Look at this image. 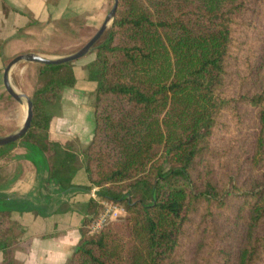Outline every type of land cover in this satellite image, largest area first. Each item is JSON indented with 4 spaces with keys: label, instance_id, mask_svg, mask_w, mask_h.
Wrapping results in <instances>:
<instances>
[{
    "label": "trees",
    "instance_id": "trees-1",
    "mask_svg": "<svg viewBox=\"0 0 264 264\" xmlns=\"http://www.w3.org/2000/svg\"><path fill=\"white\" fill-rule=\"evenodd\" d=\"M90 52L94 126L80 154L98 199L67 264H264V0H118ZM72 62L32 63L19 139L62 185L73 144L50 129ZM99 200L124 214L89 233ZM14 225L0 208L1 264H22Z\"/></svg>",
    "mask_w": 264,
    "mask_h": 264
},
{
    "label": "crops",
    "instance_id": "crops-1",
    "mask_svg": "<svg viewBox=\"0 0 264 264\" xmlns=\"http://www.w3.org/2000/svg\"><path fill=\"white\" fill-rule=\"evenodd\" d=\"M109 1L0 0V122L10 121L0 125V136L16 131L26 114L24 105L9 96L4 88L2 77L6 61L26 52L51 53L49 57L64 55L52 50L24 51V44L37 41L41 28L45 34H49L50 29L52 37L73 36L77 42L81 35L87 41L103 23L110 10ZM22 9L33 15L37 21L34 27L20 13ZM47 15L49 20L43 22ZM93 57L94 53L89 52L72 62L76 83L63 89L60 102L52 108L55 114L50 129L52 137L73 144L78 153L90 142L94 126V105L87 95L96 90V83L87 78L86 69ZM31 64H22L15 73L17 64L9 74L12 86L28 96L34 83L23 89L24 84L15 82L24 81L28 75L34 80L36 70L31 72ZM7 150L11 153L10 159L0 163V208L15 223L5 228L6 234L16 238L15 258L22 264H67L80 238L79 229L87 204L90 199H98L96 188H88L83 160L78 162L76 172L71 169L67 172V181L62 185L49 179L44 158L24 143L18 141ZM2 259L0 249V264Z\"/></svg>",
    "mask_w": 264,
    "mask_h": 264
},
{
    "label": "water",
    "instance_id": "water-1",
    "mask_svg": "<svg viewBox=\"0 0 264 264\" xmlns=\"http://www.w3.org/2000/svg\"><path fill=\"white\" fill-rule=\"evenodd\" d=\"M112 1H113L112 6L109 12L107 13L101 26L90 37V39H88L80 48H78L74 52L59 57H48L38 53L26 52L14 56L7 62V64L4 67L3 77H2L4 88L14 100H16L20 104L26 105V114L22 125L16 131L4 136H0V146H4L6 144L19 140L21 136L24 133H26V131L29 129L33 116L31 98L28 95L17 91L10 82L9 74L12 67L20 61H24L27 63H41V64L50 65V64L72 62L87 55L91 51L94 44L107 30V28L109 27V25L113 20L118 0H112Z\"/></svg>",
    "mask_w": 264,
    "mask_h": 264
},
{
    "label": "rangeland",
    "instance_id": "rangeland-1",
    "mask_svg": "<svg viewBox=\"0 0 264 264\" xmlns=\"http://www.w3.org/2000/svg\"><path fill=\"white\" fill-rule=\"evenodd\" d=\"M112 2H113L112 0L109 1V8H111ZM20 13L24 14L28 18L29 23H31V25L34 27V23H37V21L34 19L33 15L28 10H25V9L20 10ZM48 20H49V15H47V17H45L43 22H46ZM40 32H41V35H40V37H38L37 41H35L34 43L30 42V43L24 44V46L26 47V49H24V51L25 50H31V51H34V50L35 51H50V50H52V52H55L57 54L63 53L64 55H66V54L74 52L75 50L80 48L86 42V39L81 37V35H79L77 42H75V38L73 36H71V37L64 36V35L62 36L60 34H59L60 36H55V37L49 36V34L52 33V31L50 29H49V34H45V30H42V28H41ZM35 38H36V36L34 38L32 37V40L33 39L35 40ZM44 55L49 57L52 54L46 53ZM61 56H63V55H61ZM24 63H27V62L20 61L17 63L18 65L15 64L17 66L14 68L13 71L15 73H18V70L22 68V64H24ZM33 67H35V66L32 64L31 72L35 71V68H33ZM33 82H34V80L32 79L31 75H28L27 78H24V81L22 79H20L19 82H15V83L16 84L20 83L22 85L24 84L23 89H25L28 85L31 87V84L33 85ZM87 98H88L89 102L91 103V105H94L95 91H93L92 93H89L87 95ZM23 105L25 107V108H23V110H25L26 105L25 104H23ZM7 116H9V118H10V115H7ZM9 122L10 121L7 119L3 122H0V125L1 126L6 125V124H9ZM18 141L19 140L12 142L14 144L9 143L10 145L6 144L7 146L6 145H4V146H6L5 147L6 149H12ZM60 155H61V153H59V155H57L58 160L60 159ZM73 157H74V161H72L70 164H68L65 167V169H71V170H74L76 172V170L78 168L77 164L79 161H82L83 158H82L81 154L78 153L77 151H73ZM68 180H69L68 183L70 185V178H68ZM123 214H124V211L122 212V215Z\"/></svg>",
    "mask_w": 264,
    "mask_h": 264
},
{
    "label": "built area",
    "instance_id": "built-area-1",
    "mask_svg": "<svg viewBox=\"0 0 264 264\" xmlns=\"http://www.w3.org/2000/svg\"><path fill=\"white\" fill-rule=\"evenodd\" d=\"M99 202L102 206V211L89 224V233L99 232L109 222L117 219L120 215H122V212L124 211L123 207L117 202L107 200H99Z\"/></svg>",
    "mask_w": 264,
    "mask_h": 264
}]
</instances>
